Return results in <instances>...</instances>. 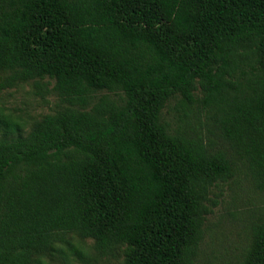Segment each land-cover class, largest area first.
Returning a JSON list of instances; mask_svg holds the SVG:
<instances>
[{"label": "trees", "instance_id": "obj_1", "mask_svg": "<svg viewBox=\"0 0 264 264\" xmlns=\"http://www.w3.org/2000/svg\"><path fill=\"white\" fill-rule=\"evenodd\" d=\"M24 84L58 110L0 106V264L81 257L69 235L194 264L234 158L264 192V0H0V92ZM236 264H264V221Z\"/></svg>", "mask_w": 264, "mask_h": 264}, {"label": "rangeland", "instance_id": "obj_2", "mask_svg": "<svg viewBox=\"0 0 264 264\" xmlns=\"http://www.w3.org/2000/svg\"><path fill=\"white\" fill-rule=\"evenodd\" d=\"M57 102L55 95L42 98L32 84L0 92V106L5 108L6 113L20 117L29 126L44 115L55 113L58 110ZM177 103L178 100H172L163 111L164 121L172 128L179 125ZM199 116L201 122L206 121L203 114ZM191 121L196 123L193 115ZM201 132L205 136L209 135L206 126L201 128ZM214 139L217 149H225L232 154L222 139ZM234 162V177L219 183L214 189L217 204L214 212L208 216L204 238L194 264L238 263L250 247L254 226L264 221V192L254 185L244 162L237 158H234ZM67 240L78 246L83 255L80 257L72 253L69 246L61 244L68 260L57 253L46 259L48 264H117L113 257L99 256L93 247V240L81 241L71 235L67 236Z\"/></svg>", "mask_w": 264, "mask_h": 264}]
</instances>
